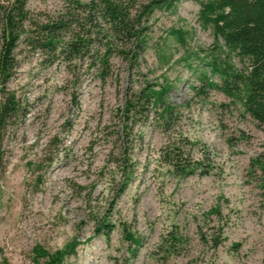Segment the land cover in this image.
I'll return each mask as SVG.
<instances>
[{
    "label": "rangeland",
    "instance_id": "1",
    "mask_svg": "<svg viewBox=\"0 0 264 264\" xmlns=\"http://www.w3.org/2000/svg\"><path fill=\"white\" fill-rule=\"evenodd\" d=\"M201 1L155 9L137 68L113 54L104 80L93 67L70 73L18 46L15 73L0 83L26 108L22 121L0 128V264H34L38 247L68 249L63 264H264V188L252 164L264 154V126L206 84L219 80L199 59L214 44ZM65 7L27 0L34 14ZM163 79L172 119L162 125L149 108L123 142L126 96ZM124 149L134 167L120 192ZM169 150L197 169L175 173ZM101 221L110 233L96 231Z\"/></svg>",
    "mask_w": 264,
    "mask_h": 264
},
{
    "label": "trees",
    "instance_id": "2",
    "mask_svg": "<svg viewBox=\"0 0 264 264\" xmlns=\"http://www.w3.org/2000/svg\"><path fill=\"white\" fill-rule=\"evenodd\" d=\"M177 0H150L136 4V0H98L82 3L65 0L66 7L56 15L31 13L27 0H0V83L13 77L18 66L16 49L24 44L31 51L45 55L49 64L62 61L70 73L73 68L92 67L104 80L115 54L129 68L137 66L146 47L145 22L155 9L171 8ZM203 28H211L214 44L204 58L195 54L219 83L206 78L209 88H217L239 106L260 126H264V0H203L198 15ZM178 40L185 42L182 32L174 31ZM201 52V50H200ZM204 53V52H202ZM137 68V67H135ZM206 77V76H205ZM146 84L126 96L122 111L121 137L128 142L133 126L140 122L149 108L158 111V121L167 125L175 113V107L167 102L172 85ZM158 87V88H156ZM0 128L12 126L25 117V105L13 92L0 89ZM127 150L120 152L124 167L122 192L133 171ZM167 165L181 176L192 173L196 165L180 163V155L166 152ZM116 167L119 163L114 162ZM261 175L264 188V154L252 162ZM219 214V210H215ZM112 231L104 221L96 231ZM126 238L134 243L131 235ZM173 242L177 240L172 237ZM68 249L49 253L38 247L34 250V264L42 259L44 264H63Z\"/></svg>",
    "mask_w": 264,
    "mask_h": 264
}]
</instances>
